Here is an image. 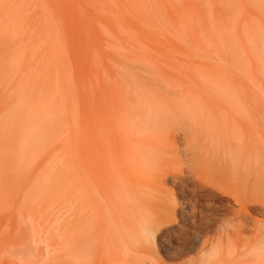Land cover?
I'll return each instance as SVG.
<instances>
[{
    "label": "rangeland",
    "instance_id": "rangeland-1",
    "mask_svg": "<svg viewBox=\"0 0 264 264\" xmlns=\"http://www.w3.org/2000/svg\"><path fill=\"white\" fill-rule=\"evenodd\" d=\"M132 101L148 129L129 138ZM238 192L264 205V0H0V264H264V207L231 223Z\"/></svg>",
    "mask_w": 264,
    "mask_h": 264
},
{
    "label": "bare ground",
    "instance_id": "bare-ground-1",
    "mask_svg": "<svg viewBox=\"0 0 264 264\" xmlns=\"http://www.w3.org/2000/svg\"><path fill=\"white\" fill-rule=\"evenodd\" d=\"M184 101V100H183ZM185 102V101H184ZM164 105V104H163ZM165 106V105H164ZM121 107V106H120ZM145 106H143V104H137V102H126V103H123V105H122V108H121V113H122V115L121 116H124L125 118V120H127V121H124V127H122V132H123V134L124 135H126V136H128L129 137V135L132 137V135H135L136 134V132L135 131H137L136 129H139V128H143V126L142 127H139L138 128V125L140 126V124H138V123H140L141 121H143L144 122V124L146 123L145 122V119H143L144 118V116H146V112H145ZM147 109V108H146ZM150 109V113H149V116H152L153 117V115L154 116H156L155 114H156V111H158V110H160L161 111V109H158V110H154V108H149ZM173 109V108H172ZM148 110V109H147ZM164 112V111H163ZM157 114L158 115H160L158 112H157ZM149 116H147V117H149ZM143 117V118H142ZM151 117V118H152ZM157 117V116H156ZM121 118V117H120ZM126 118H128V119H126ZM146 118V117H145ZM151 118H148V119H151ZM123 119V120H124ZM139 119H140V121H139ZM141 119H143V120H141ZM147 119V118H146ZM137 121H138V123H137ZM122 122V121H121ZM123 123V122H122ZM148 126V125H147ZM146 126V124H145V127H147ZM150 126V125H149ZM120 128H121V126H120ZM147 129H148V127H147ZM143 130V129H142ZM132 131H134V134L132 133ZM140 131V130H139ZM139 131H138V133H139ZM154 131V130H153ZM158 137V136H157ZM130 138V137H129ZM134 138H138V137H134ZM144 138V137H143ZM161 139V138H160ZM129 140V139H128ZM163 140H164V138H163ZM134 141V140H133ZM132 141V142H133ZM155 141V140H154ZM144 142V141H143ZM135 143H136V141H135ZM143 144V147H145V145H146V147L145 148H139L140 150H136L135 149V147L133 148V149H135V153H134V151H133V153H131V155L132 156H128L127 158H129V159H127V162H128V164L130 163V162H134L135 164H136V162L138 163V162H140L141 161V159H143L144 157H147V159L149 158V160H151L152 158L151 157H153V156H149V153H153V152H150L151 150L150 149H148V147L149 146H147V144H145L144 145V143H142ZM160 144V143H159ZM162 144V143H161ZM138 145L140 146V144H139V142H138ZM165 145H166V143H165ZM137 146V145H136ZM160 146V145H159ZM158 146V147H159ZM127 147V146H126ZM125 147V148H126ZM132 147V146H131ZM141 147V146H140ZM166 148V147H165ZM150 150V151H149ZM160 150V149H159ZM162 150V149H161ZM161 150H160V152H161ZM128 151H129V149H128ZM131 151H132V149H131ZM138 151V152H137ZM126 156V155H125ZM154 158V157H153ZM153 160V159H152ZM151 160V161H152ZM148 161V160H147ZM89 162H87V164H88ZM149 163V162H148ZM129 165H132V164H129ZM129 165H128V167H129ZM142 165H143V161H142ZM149 165V164H148ZM123 166V165H122ZM147 166V165H146ZM139 167V166H138ZM137 167V168H138ZM144 167V166H143ZM142 167V168H143ZM141 168V167H140ZM141 168V169H142ZM153 168V167H152ZM139 169V168H138ZM140 169V170H141ZM140 170H138L137 172H139V175L140 174H142V173H140ZM144 170V169H143ZM71 171V170H70ZM147 171V170H146ZM146 171H144V172H146ZM82 172V171H81ZM142 172V171H141ZM148 172H150V171H147V173ZM112 174H113V172H112ZM115 175H113L110 179H109V184H110V186L112 187V188H114V189H116L117 190V195H116V198L118 197V195H119V197H120V199H122V201L123 202H126L127 203V205H126V207L128 208V202L132 199H134L135 200V204L134 205H136V199H138V198H134L135 196H137V195H143V193L141 192V191H137V192H140L139 194L137 193H135L134 194V197H133V194H131L129 191V189L131 188V186H129V185H127L128 186V188H126L127 190H125V188L123 187V181L125 180V179H123V180H121L122 178H123V175H122V172L119 170L117 173H114ZM132 174V173H131ZM137 174V173H136ZM146 174V173H145ZM145 174L143 173V175L145 176ZM149 174H151V172L150 173H148L146 176L148 177V175ZM70 175H71V173H70ZM142 175V176H143ZM76 176V175H75ZM82 176L84 177L85 175L84 174H82ZM141 176V175H140ZM139 176V177H140ZM143 176V177H144ZM73 177V176H72ZM134 177H136V176H134ZM130 178V177H129ZM132 178H133V176H132ZM83 179H85V178H83ZM131 179V178H130ZM142 179H144V178H142ZM147 180H149L148 178H146ZM152 178H150V180H151ZM86 180V179H85ZM138 180V179H137ZM122 181V182H121ZM136 181V180H135ZM134 181V183H137V182H135ZM139 181V180H138ZM129 181H127V183H128ZM145 182V181H144ZM144 182H143V184H142V182L140 183V186L141 187H143V185H145V187L144 188H146V184H144ZM86 183V182H85ZM127 183H125V184H127ZM133 183V182H132ZM133 183V184H134ZM241 183V182H240ZM247 184H249V188L250 187H252L253 186V180H249L248 182H246ZM244 184V189H245V191L247 190V188H246V186L245 185H247V184ZM124 184V185H125ZM132 184V187H134V185ZM137 186H139L138 184H136ZM153 185V184H152ZM126 186V185H125ZM138 187L139 189L138 190H143V188H141V187ZM150 186V185H149ZM255 186V185H254ZM89 187V186H88ZM247 187H248V185H247ZM136 189H137V187H136ZM147 189V188H146ZM151 190V193H152V189H150ZM134 191H136V190H134ZM147 191H149V190H147ZM248 191V190H247ZM145 192V191H144ZM252 192V191H251ZM250 192V193H251ZM253 193V192H252ZM98 194V193H97ZM146 194H148V193H146ZM150 194V193H149ZM243 195H244V193H243ZM144 196H146V195H144ZM148 196V195H147ZM230 196L232 197V199L234 200V202L236 203V205L237 206H239V209L237 210V211H233L232 212V214L231 215H233V217L234 218H231L229 221L231 222L232 220H236L237 221V226H239L238 224H240L241 222H243L244 220H243V218H245V215H247L248 213H249V211L250 210H253V209H257L258 211L260 210V208H258V205L260 204L259 202H257V201H255L252 197H250V195L249 194H245L244 196H242V194L240 193V192H238V193H230ZM98 197H99V194H98ZM140 197V196H139ZM155 197V196H154ZM100 198H102L101 200L104 202V198L103 197H101L100 196ZM147 197H144V199H142V200H145ZM225 198V197H224ZM154 199V198H153ZM118 200H119V198H118ZM138 200H141V199H138ZM149 200V199H148ZM120 201V200H119ZM146 201V200H145ZM151 201V200H150ZM169 201H171V200H169ZM95 202V201H94ZM106 202V201H105ZM118 201L117 200H115L114 199V197H110V201L108 202V205H106L105 203H104V205L105 206H107V207H109L111 210H113L114 209V206H116L117 207V205H118V203H117ZM137 202H139L140 203V201H137ZM152 202V201H151ZM92 203V202H91ZM126 203H123L124 205L126 204ZM145 202L143 201V203L142 204H144ZM147 203V202H146ZM259 203V204H258ZM97 204V203H96ZM122 204V205H123ZM131 205H132V203H130ZM208 204V207H209V209L210 210H212L213 211V213H217L220 209V206H216V205H214V203H207ZM80 205V204H79ZM130 205V206H131ZM148 205V204H147ZM147 205H145L143 208L145 209V207H147ZM150 205V204H149ZM191 205H192V203H191ZM129 206V207H130ZM136 206H138V204L136 205ZM151 206V205H150ZM150 206H148L149 208H150ZM260 206H261V204H260ZM107 207H105V213L106 214H108L107 213ZM132 207H133V205H132ZM191 207V206H190ZM189 207V208H190ZM264 207V205L263 206H261V208H263ZM125 208V207H124ZM137 208H140V213H138V215L140 216V218H141V216L142 215H145V213H147L148 211H149V209H146V210H148V211H143L144 212V214H142V215H140L141 214V204H140V207H137ZM152 208V207H151ZM166 208H167V210H170L171 211V213L172 214H175L176 213V206H174V205H172V203L171 204H169V205H167L166 206ZM130 209H132V208H130ZM130 209L128 208L127 210H129L130 211ZM134 209H136V207L134 208ZM137 210V212H138V209H136ZM136 210H134V211H136ZM152 210V209H151ZM202 209H200V210H198V209H196V207L195 206H193L192 207V209L189 211V212H187V214H186V216H185V218H186V220H187V222H189V223H191L192 225H193V227H195V228H197L198 226H199V224H202L203 222L200 220V219H198V215H199V217H203V212L201 211ZM262 210V209H261ZM264 210V209H263ZM125 211V210H124ZM123 211V212H124ZM134 211H133V213H134ZM153 211V210H152ZM109 212V211H108ZM126 212V211H125ZM131 212H132V210H131ZM150 212V211H149ZM151 214H153L152 212H150ZM149 213V216L151 215ZM185 213V212H184ZM118 214V213H117ZM128 214V213H127ZM181 214V213H180ZM110 215V214H109ZM121 215V214H120ZM131 215H133V214H131ZM137 215V214H136ZM138 215H137V218H138ZM146 215H148V214H146ZM154 215V214H153ZM111 216V215H110ZM113 216V215H112ZM125 216H127L126 214H125ZM125 216L123 217V218H125ZM107 217H109L108 215H107ZM119 217V216H118ZM130 217V214H129V216H127V218H129ZM134 217V221H136L137 222V219L135 218V216H133ZM132 216H131V218H133ZM142 217H144V216H142ZM152 218L154 217V216H151ZM182 217V216H181ZM111 217H109V219H110ZM168 218V217H167ZM208 218V217H207ZM112 219V218H111ZM109 220L110 222L113 220ZM119 219H121V218H119ZM128 220H133V219H128ZM140 220H142V219H139V221L138 222H140ZM123 221V220H122ZM127 221V220H126ZM125 221V222H126ZM171 221V220H170ZM113 222V221H112ZM116 222V221H115ZM121 222V221H120ZM138 222H137V224H138ZM142 222V221H141ZM129 223H131L130 224V226L131 225H133V223L132 222H129ZM152 223H153V221H152ZM151 223V224H152ZM232 223V222H231ZM230 223V224H231ZM234 223V222H233ZM236 223V222H235ZM113 224H114V222H113ZM135 222H134V225L136 226L137 225ZM242 225H243V223H241ZM255 224H256V222H255ZM134 225H133V227L132 228H137V230H138V226L139 225H142V224H139L138 226H136V227H134ZM203 225V224H202ZM233 225H235L236 226V224H233ZM115 226V225H114ZM144 226V225H143ZM141 227V233H139V231H137L139 234L137 235L136 233L137 232H135L134 233V235L136 234V236H138V240H142V242H141V247H140V250H142V254H144L146 257L147 256H151L152 255V253H151V249L150 248H152L153 246H155V243H156V238L158 237V234L160 233V229H158V227H156V228H152V227H148V226H144V227ZM258 226V225H257ZM129 227V226H128ZM221 227H222V237H224V236H227L228 234H227V230L229 229L227 226H225V224H222L221 225ZM234 227V226H233ZM119 228V227H118ZM140 228V227H139ZM116 230H117V228H116ZM118 231V230H117ZM117 231H116V234H117ZM133 231H135V230H133ZM72 232V231H71ZM119 232V231H118ZM226 232V233H225ZM237 232V231H236ZM73 233V232H72ZM119 234V235H118ZM117 234V236L119 237L121 234H120V232ZM227 234V235H226ZM139 235H140V237H139ZM132 236V235H131ZM135 236V237H136ZM122 239H121V238ZM119 238H120V240H123V242L125 241V240H127V236H125L124 234H122L121 236H120ZM177 237V236H176ZM174 238V237H173ZM195 239V238H194ZM129 241V240H128ZM134 241H135V244L137 243H139L138 241H136V238L134 239ZM176 241V240H175ZM72 242V241H71ZM125 243V242H124ZM178 243V242H177ZM167 244V243H166ZM221 244V243H220ZM125 245H127V244H125ZM209 242L208 241H203L202 242V244H201V251H204V250H206V249H208V247H209ZM213 245V244H212ZM214 246V245H213ZM124 247V246H123ZM125 247H127L128 249H129V247L128 246H125ZM123 248V249H125V251H126V249L127 248ZM135 247V246H134ZM222 247V246H221ZM227 247H229V246H227ZM263 247V246H262ZM127 249V250H128ZM218 249V247L216 246V249L214 248V251L215 250H217ZM221 248H219V253H221L222 254V250H220ZM227 249H229V248H227ZM130 250V252L131 251H133L132 249H129ZM140 250L138 249V251L140 252ZM232 250V249H231ZM260 251V250H259ZM129 252V251H128ZM217 252V251H216ZM215 252V253H216ZM131 253H134V251L133 252H131ZM137 252H135V254H136ZM227 253V252H226ZM232 253H234L233 251H232ZM231 253V254H232ZM260 253H261V251H260ZM123 254V253H122ZM127 254V253H126ZM141 254V253H140ZM125 255V254H124ZM210 255V254H209ZM213 256H214V254H213ZM228 256V255H227ZM123 257V256H122ZM126 257V256H125ZM224 257H225V255H224ZM223 257V258H224ZM242 257V256H241ZM145 258V257H144ZM208 258H214V257H208ZM226 258V257H225ZM262 258V257H261ZM132 259V258H131ZM146 259V258H145ZM153 259V258H152ZM258 259H260V258H258ZM263 259V258H262ZM140 260V259H139ZM148 260V259H147ZM218 260H219V258H218ZM74 261V260H73ZM217 261V260H216ZM220 261V260H219ZM118 262V261H117ZM149 262L151 263V264H155V262H153V260H149ZM215 262V261H214ZM220 262H222V260L220 261ZM225 262V261H224ZM223 262V263H224ZM119 264H121L120 262H118ZM142 263V262H141ZM145 263V262H144ZM209 263L211 264V262L209 261ZM226 263V262H225ZM192 264V263H191ZM205 264H208V263H206V261H205ZM212 264H213V262H212ZM217 264V263H216ZM219 264V263H218Z\"/></svg>",
    "mask_w": 264,
    "mask_h": 264
}]
</instances>
